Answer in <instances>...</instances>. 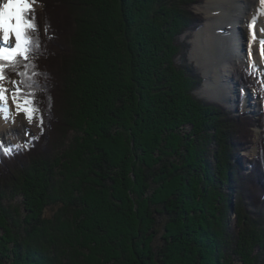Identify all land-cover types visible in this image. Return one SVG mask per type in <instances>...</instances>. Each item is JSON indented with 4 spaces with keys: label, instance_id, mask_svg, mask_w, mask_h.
<instances>
[{
    "label": "trees",
    "instance_id": "1",
    "mask_svg": "<svg viewBox=\"0 0 264 264\" xmlns=\"http://www.w3.org/2000/svg\"><path fill=\"white\" fill-rule=\"evenodd\" d=\"M36 1L38 47L5 71L29 65L21 92L43 125L0 154V264H264V149L238 156L264 111L195 94L204 77L180 37L202 0ZM67 55L65 72L53 62Z\"/></svg>",
    "mask_w": 264,
    "mask_h": 264
},
{
    "label": "rangeland",
    "instance_id": "2",
    "mask_svg": "<svg viewBox=\"0 0 264 264\" xmlns=\"http://www.w3.org/2000/svg\"><path fill=\"white\" fill-rule=\"evenodd\" d=\"M32 5H33V9L38 10L37 11L38 17L40 14V17L38 19L39 22L40 21L43 22L44 15H43V12L40 13V11L42 10V6L36 0H32ZM232 5H234L235 7H239V8L242 7L241 9H244V10H246L245 8H247L248 12H251V9H252V6L248 5L245 1H239V0H225L224 2H223V0H202L200 3L195 4L193 6V10L195 11V13L201 14L203 19H204V22L202 25L205 26L206 21H209L212 18L211 36H210V39L207 40V44H206V46H208V52H202L201 50L193 52V49H194L193 37L196 36V32L198 30H200L201 28L197 29V31H195V32L189 30L186 33L182 34V36L180 37L181 41H187L188 43L191 44V48H190V51L188 53V57L193 62V64L198 69H200L202 74H204L205 79H207V76L204 73L206 69L212 70V71H209L211 74L214 72V69L216 71H223L224 70V73H226L225 70L228 69L227 67H224L225 66L224 64H225V61L230 56L229 50L225 49L223 42L219 38L217 32H219L221 34V36L223 34H226V35L231 34L234 39H236V38L238 39V37H239L240 38L239 41L242 43V47H241V45H239V48H237V51H236L235 44L237 42L236 43L232 42L233 53H235V52L238 53V49L240 51V56L232 59V60H234L233 61V70H232L234 77H236V73L238 72L239 67H241V66L248 67L249 66V60H248V54H247V52H248V35H247V30L245 28L246 25H245L244 29L243 28L239 29V26H243L242 21H244V19L243 20L241 19L242 20L241 22H239V19H238V22L235 24L236 27H233V24H231L233 19L229 17L228 22L230 24L226 23V26L227 27H233V29L230 30L229 33L228 32L226 33L225 29L222 30L220 28V25L223 24V21L221 19H217V16L219 15L218 13L220 12V10L223 7L227 8L229 11V9L233 8ZM68 10H69V8H68ZM247 10H246V12H247ZM70 14H71V17L69 16V20H71L72 24L74 25L73 27L75 28L76 27L75 22L77 20L78 15H75L76 19H74V15L71 12H70ZM80 19H82V17H80ZM38 20H35L36 24H39ZM74 28L73 29H72V27L70 28V35L73 33ZM257 32H258L257 34L259 35V31H257ZM263 34L264 33L262 32L261 37L263 36ZM70 35H68V37H67L68 40H69ZM206 37L209 38V34H206ZM258 39H259V37H258ZM70 44L72 45V43H70ZM65 45H66L65 50L67 51L66 53L68 55H69V51H71V49L74 51L75 47H73V45H72V48H71V46H68L67 44H65ZM243 47H244L243 52L246 53V56L241 51V48H243ZM68 55L65 57V59L64 58H61L60 60L54 59L53 64L59 62V65H60L62 71H65V69L67 68V65L69 64V63L65 64L69 58ZM253 60H254L255 64L257 65V72L259 73L261 78L264 77V59H262L260 57L259 50H258V52H256L254 54ZM177 62H179L178 58H177ZM42 63L46 64L47 61L44 59V60H42ZM234 63H235V65H234ZM49 65L50 64H48V66ZM62 71L59 74H62V75L65 74ZM60 79H61V77H60ZM21 80H22L21 77L19 79L18 77H15V76L3 79V80H0V87H2V88L5 87L8 91L14 92V93H16L17 89H19V91L21 92L22 91L20 89V87L22 86ZM66 83H67V81L65 82L64 77H63L61 89H62V95H63V103L62 104L64 105L65 111L62 112V118H64V120L66 119V122H67L69 119L74 120V118H72L71 115H68L65 118V114H66V110L67 109L69 110L70 106H71L70 108L72 109L73 113H75L74 109H73L74 107L72 108V104H74V102H76V101H74L75 96L72 95V92L70 90L63 89L64 86L66 88ZM204 86H205V83L202 84V87L200 89L195 91V94L198 97L206 98L207 100H210V101L220 102V103L230 107V109L235 108L238 104V106L241 109L237 111V114L238 113H247L249 116L257 117L258 112L261 110L260 100L258 98V94H256V93H253V92L250 93V92H247L246 89H244V99L242 100V102L239 103L238 102L239 96L238 97L235 96L236 103H232L230 105V104H227L225 102L218 101V100L212 98L211 94L205 89ZM66 92H68V93H66ZM69 95L72 96V101H73L72 103H70V100L67 98V96H69ZM248 96H249V98H248ZM73 98H74V100H73ZM235 98H234V100H235ZM68 113H70V110L68 111ZM77 117L79 120V116H77ZM23 120L21 121L22 125H21V129L19 131H17L16 128H14V130H13L14 134L13 135L12 134H10V135L3 134L2 136H0L1 145L9 146V147H11V150H12L14 148V146H16L18 144L25 145L26 143L30 142V140H29L30 137L38 136V134L40 133V126H39L40 118H39L38 112L35 113V118L33 119V121L31 123L28 122V120L25 118V115L23 116ZM26 132L28 133L27 135H26ZM71 134H72L71 132L70 133L68 132L65 139L68 140V138H70ZM252 134H253V136L251 138V141L253 142V144L246 147L244 149V151H240L238 153V156L244 155V157H249V160L255 158L256 156L258 157V152H259V149H261V147L264 149V126L263 127H259L258 125L254 126ZM238 161H240V157H239ZM15 167H14V169L16 171L17 168H19L20 166H17L16 168ZM251 169H252V164L250 162L244 163L245 172L248 173L251 171ZM13 173L15 174L16 172L12 171V174ZM4 174H5V172H3V173L0 172V179L2 177H5ZM6 178L7 177H5V179ZM53 190H54L53 192H56V191L59 192L57 186L53 187ZM230 199H231L230 202L233 203V206H232L233 209L231 212V216H230L231 218L230 219L232 222H234L235 221L234 206H235V201L237 199L235 198V196H231Z\"/></svg>",
    "mask_w": 264,
    "mask_h": 264
},
{
    "label": "snow or ice",
    "instance_id": "3",
    "mask_svg": "<svg viewBox=\"0 0 264 264\" xmlns=\"http://www.w3.org/2000/svg\"><path fill=\"white\" fill-rule=\"evenodd\" d=\"M260 3L264 4V0H260ZM32 10V0H3V3H0V80L4 79L6 67H16L20 59L27 61L33 46L38 47V43L33 41L30 37V32L36 29L34 17L29 15ZM256 23V19L253 18L247 25L249 60L247 72L249 75L253 76L256 74L257 65L253 60L252 49L257 42L259 44V55L264 59V36L258 39ZM259 31L264 32V29H260ZM24 67L25 71L19 72L18 75L26 77L27 81L30 82L32 74L27 71L29 65L25 63ZM31 67L34 68L35 65ZM260 83L264 85V77L260 79ZM29 86L32 87L34 85L29 83ZM4 92L5 90L0 88V118L7 121L11 119V112L8 107V98L5 96ZM31 95L33 94H25L17 89L16 93L12 96L17 112L19 113L22 111L29 123L33 121L35 113L38 112L33 101L27 98ZM42 125L43 118L41 116L39 126L42 127ZM27 134L26 132V135ZM33 139H35V137H33ZM0 154L11 155V147L0 145Z\"/></svg>",
    "mask_w": 264,
    "mask_h": 264
},
{
    "label": "bare ground",
    "instance_id": "4",
    "mask_svg": "<svg viewBox=\"0 0 264 264\" xmlns=\"http://www.w3.org/2000/svg\"><path fill=\"white\" fill-rule=\"evenodd\" d=\"M225 0H223L224 2ZM239 1H245L248 5L252 6L251 12H248L247 8H245L247 10L241 9L242 7H235L234 5H232V9H228L223 7L220 12L218 13L219 15L217 16V19H221L223 21V24L220 25V28L223 30H226V33L230 30L233 29V27H236V23L241 22L243 19L244 21H242L243 26H239L240 28L245 27L246 25V30H247V35H248V23L249 21H251L253 18L256 19L257 23H256V28L259 31L260 29H264V4L260 3V0H239ZM0 3H3V0H0ZM236 11V12H235ZM248 14V15H247ZM229 17L232 18V23L233 27H227L226 23H229ZM242 19V20H241ZM211 24H212V18L209 21H206V25L198 28L200 30H196V36L193 37V42H194V49L193 52H196L198 50H201L202 52H208V46H206L207 44V40L210 39L211 36ZM230 24V23H229ZM235 29V28H234ZM218 36L221 39V41L223 42V45L225 47L226 50H229V58L225 61V66L228 69L225 70L226 73H224L223 71H216L214 69V72L211 74L209 71L212 70H205V75L207 76L205 83V89L211 94V97L218 100V101H222L225 102L227 104H232V103H236V97H238V93H239V87L237 84V81L235 79H233V61L232 59H234L235 57H239L240 56V51L238 49V53H233L232 49V42L236 43V51L237 48H239V45H241L242 47V43L239 41V37L238 39H234L233 36L231 34H223L221 36V34L219 32ZM258 33V32H257ZM264 33V32H263ZM206 34H209V38L206 37ZM262 31H259V35L257 34V37H261ZM264 36V34H263ZM14 43V41H13ZM247 49V48H246ZM244 47L241 48L242 53L245 54L246 53L243 52ZM259 50V44L257 42V44H255L253 46L252 49V53L253 56L256 52H258ZM246 51V50H245ZM248 54V52H247ZM235 65V63H234ZM2 88V87H0ZM5 90L4 94L5 96L8 98V107L10 109L11 112V119L9 120H4L3 118H0V136H2L3 134L5 135H10V134H14L13 130L14 128H16L17 131H19L21 129V121L23 120V116L25 115L22 111L21 112H17L16 108H15V104L13 103L12 100V96L14 94V92H10L8 91L5 87L3 88ZM235 98V100H234ZM249 98V96H248ZM254 107V106H253ZM256 107V106H255ZM24 121V120H23ZM248 158V157H247Z\"/></svg>",
    "mask_w": 264,
    "mask_h": 264
}]
</instances>
